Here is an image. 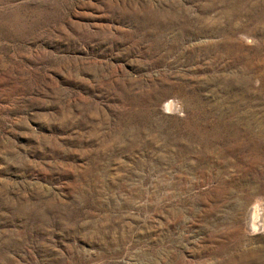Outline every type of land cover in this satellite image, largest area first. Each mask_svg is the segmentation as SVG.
Masks as SVG:
<instances>
[{
  "label": "rangeland",
  "instance_id": "obj_1",
  "mask_svg": "<svg viewBox=\"0 0 264 264\" xmlns=\"http://www.w3.org/2000/svg\"><path fill=\"white\" fill-rule=\"evenodd\" d=\"M264 0H0V264H264Z\"/></svg>",
  "mask_w": 264,
  "mask_h": 264
},
{
  "label": "bare ground",
  "instance_id": "obj_2",
  "mask_svg": "<svg viewBox=\"0 0 264 264\" xmlns=\"http://www.w3.org/2000/svg\"><path fill=\"white\" fill-rule=\"evenodd\" d=\"M261 218L262 216L257 215V213L254 215L250 214V220L248 221L250 224L249 228L256 227L258 230L262 228V226L264 225V221H261Z\"/></svg>",
  "mask_w": 264,
  "mask_h": 264
}]
</instances>
